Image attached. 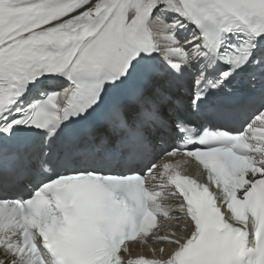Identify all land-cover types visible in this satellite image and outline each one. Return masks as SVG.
<instances>
[{
  "label": "snow or ice",
  "instance_id": "snow-or-ice-1",
  "mask_svg": "<svg viewBox=\"0 0 264 264\" xmlns=\"http://www.w3.org/2000/svg\"><path fill=\"white\" fill-rule=\"evenodd\" d=\"M0 264H264V0H0Z\"/></svg>",
  "mask_w": 264,
  "mask_h": 264
}]
</instances>
